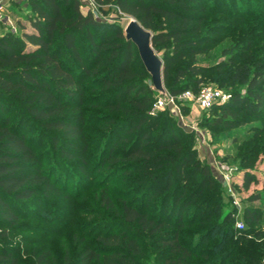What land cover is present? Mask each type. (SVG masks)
Instances as JSON below:
<instances>
[{"label":"trees","instance_id":"1","mask_svg":"<svg viewBox=\"0 0 264 264\" xmlns=\"http://www.w3.org/2000/svg\"><path fill=\"white\" fill-rule=\"evenodd\" d=\"M91 1L101 13L105 6H115L119 15L134 16L152 32L153 48L157 53L164 49L160 57L164 86L172 67L190 58L175 68L168 94L187 89L197 93L206 79L213 77L220 82L222 73L221 81L244 86V93L232 91L229 105L221 107L222 113L214 121L227 128L260 122L249 126V137L238 140L239 167L250 166L264 153V0H251L252 4L247 0H236L237 4L229 0ZM27 3L32 11L27 18L31 29L25 30V25L18 22L20 35L0 32V112L5 102L18 106L16 124L10 123L9 116L0 120V264H18L20 251L12 239L23 219L21 208L40 193L48 196L52 192L44 155L33 145L35 140L28 136V129L32 127L43 135L45 130L50 131L48 138L60 158L78 159V170L84 172L92 159L89 152L95 149L90 137L96 130L88 129L89 125L104 127L102 144L93 157L99 169L106 163L118 165L121 174L133 171L126 183L134 188L119 193L121 222L117 228L96 234L94 247L84 246L75 260L65 263L214 264L196 259L208 256L186 230L194 223H207L212 211L220 212L217 205L210 212H199L206 206L203 200L195 201L207 183L212 184L209 168L194 159L172 123L160 126L163 116L149 114L153 91L138 80L146 70L142 65L145 72H139L133 66L136 47L125 40L122 28H115L112 37L92 10H82L79 0ZM247 3L252 6L249 14L232 10L231 17L239 16L232 24L223 18H228L231 10L226 6L242 9ZM221 31L236 33L220 51L228 60L212 66L195 62V55L209 50L218 40L214 35ZM79 32L84 34L96 69L104 68L97 77H93L97 70L93 72L85 63L76 38ZM71 60L78 64V74L71 70ZM214 70L216 76H212ZM182 78L185 80L177 85ZM82 79H87L84 84ZM96 81L100 87L109 88L102 96V106L109 112L100 115L98 121L87 118L82 108L88 102L85 89ZM190 83L193 85L189 89ZM243 178L246 186L253 180L247 170ZM103 188L105 197L107 186ZM135 190L137 199L130 198ZM158 193H163L161 198L152 200ZM260 198L259 193L250 196V200ZM104 201L107 205L110 200ZM246 216L253 221L259 218L252 208L247 209ZM231 218V212L227 213L225 220ZM216 228L212 224L202 235H210ZM262 232L258 229L253 236ZM49 256L39 257L47 260Z\"/></svg>","mask_w":264,"mask_h":264},{"label":"rangeland","instance_id":"2","mask_svg":"<svg viewBox=\"0 0 264 264\" xmlns=\"http://www.w3.org/2000/svg\"><path fill=\"white\" fill-rule=\"evenodd\" d=\"M79 1L82 10L84 12L88 9L92 10L94 16L104 24V28L112 37H114L115 28H124L128 15H119L115 6H105L104 13H101L91 0ZM210 1L214 3L215 0H208ZM247 1L252 4L251 0ZM229 2L237 4L236 0H229ZM248 3L243 4L242 9L237 5L226 6L228 10H231L228 11L229 17L225 15L223 18L232 24L239 16L231 17L230 12L237 10L238 13L245 11L249 14L252 6ZM29 15H32V11L27 0H4L0 9V32L10 31L20 35L21 29L18 22L25 25V30H30L27 19ZM235 35V32L227 33L226 31L215 34L214 36H218L217 42L211 43L210 49L205 53L195 55L194 61L207 66L227 61V57L220 54V51ZM76 38L85 57L86 65L93 72L97 70L93 73V77H97L104 68L96 69L95 61L88 52L89 46L84 39L83 32H79ZM27 48L30 47L27 46ZM163 51L164 49L158 52L160 57ZM188 59L190 58H185L180 63ZM180 63L172 67V74L164 86L165 89L174 82V70ZM70 66L75 74L79 73L76 62L71 60ZM133 66L139 72H145L136 51H134ZM227 69L228 66L224 68V71ZM216 75L217 71L214 70L212 76ZM222 76L223 73L220 75V82L212 77L202 83L204 86L218 88L223 94V99L210 108H201L193 101L178 100L176 107L166 105L157 109L155 114L163 116L160 126L167 123L174 125L175 133L185 139L186 145L193 152L194 159L199 164L208 166L211 174L212 184L207 183L195 201L203 200L206 206L199 212L203 210L210 212L214 205L220 207V212L213 213L215 211H212L205 224L194 223L186 227V230L193 236V242L198 244L199 250H205L208 256L204 259L198 256L196 259L203 262H214V264H264V153L257 156L254 162L246 168L242 165L238 166L240 164L237 156L241 142L238 140L249 137V126L260 124V122L254 120L235 128H227L222 123L214 121L215 117L221 115V107L229 105L233 90H239L241 93L245 91V87L235 81L231 84L221 81ZM82 80L84 84L87 79ZM138 80L149 85L153 91L152 99L155 101L160 94L153 89L148 74L145 72V75L138 77ZM184 80L182 78L176 84L179 85ZM99 85L100 82L96 81L91 84L90 89H85L84 95L88 98V102L82 107L87 118L97 121L101 119L100 115L109 112L106 107L102 106V96L109 91V88ZM192 85L190 83L188 88H192ZM17 109L16 104L3 103L0 120L3 121L5 116H9L10 123L16 124ZM90 128L93 131L96 130L90 137L94 141L92 146L95 149L89 152L92 159L89 158L88 168L84 172L78 170V159L70 161L65 157L60 158L57 148L48 138L50 131L45 130L43 135L41 131L32 127L28 129V136H32L35 140L33 145L44 155L43 165L47 174L50 172L48 175L52 192L48 196L40 193L21 208L23 219L18 222L16 230L13 231L12 239L20 251L18 264H66L65 260H75L84 246L94 247L97 244L96 234L104 233L112 227L117 228L121 222L119 193L127 188H134L133 184L126 183V179L130 178L134 172L121 174L118 165L112 166L106 163H103L102 169H99L98 161L96 157H93L97 148L102 144L104 127L89 125L88 129ZM246 170L253 176L248 186L245 185L243 178ZM105 186H107L106 195L103 197L102 190H105L103 188ZM255 193H259L262 198L250 200V196ZM137 194L138 191H132L130 198L137 199L135 197ZM162 194L158 193L152 200H158ZM106 198L111 201L107 205L104 201ZM250 208L259 214L257 221L250 220L246 216V211ZM187 212L188 207L185 214ZM230 212L232 218L226 221L225 217ZM239 222L243 224L242 228L238 226ZM212 224H215L217 228L210 235H202V232ZM258 229L263 230L261 236H253ZM47 253H50L47 260L40 259L39 256Z\"/></svg>","mask_w":264,"mask_h":264},{"label":"water","instance_id":"3","mask_svg":"<svg viewBox=\"0 0 264 264\" xmlns=\"http://www.w3.org/2000/svg\"><path fill=\"white\" fill-rule=\"evenodd\" d=\"M126 41H130L137 50L138 57L150 76V82L154 90L160 95H166L167 91L163 84V62L151 43L152 32L144 28L134 17L128 15L123 28Z\"/></svg>","mask_w":264,"mask_h":264},{"label":"built area","instance_id":"4","mask_svg":"<svg viewBox=\"0 0 264 264\" xmlns=\"http://www.w3.org/2000/svg\"><path fill=\"white\" fill-rule=\"evenodd\" d=\"M3 2L0 0V9L2 8ZM223 99L222 92L215 87L202 86L197 93H193L191 90H185L177 95H171L166 93V95H159L152 106L149 109V114L154 115L157 109L163 106H173L176 107L178 100H189L195 102L201 108H209L215 103L220 102ZM239 227H243L241 222L238 223Z\"/></svg>","mask_w":264,"mask_h":264},{"label":"crops","instance_id":"5","mask_svg":"<svg viewBox=\"0 0 264 264\" xmlns=\"http://www.w3.org/2000/svg\"><path fill=\"white\" fill-rule=\"evenodd\" d=\"M4 0H1V2H3Z\"/></svg>","mask_w":264,"mask_h":264}]
</instances>
